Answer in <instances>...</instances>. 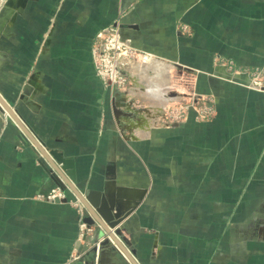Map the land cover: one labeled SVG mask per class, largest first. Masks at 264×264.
Instances as JSON below:
<instances>
[{
	"label": "crops",
	"instance_id": "0c3cea01",
	"mask_svg": "<svg viewBox=\"0 0 264 264\" xmlns=\"http://www.w3.org/2000/svg\"><path fill=\"white\" fill-rule=\"evenodd\" d=\"M116 20L153 59L112 91L90 45ZM218 57L264 65V0H0V96L73 159L84 196L135 207L117 225L121 251L99 244L98 224V245L79 240L75 193L40 197L57 185L2 104L0 264H264V92L225 80ZM204 96L212 119H167L171 101Z\"/></svg>",
	"mask_w": 264,
	"mask_h": 264
},
{
	"label": "built area",
	"instance_id": "2783aa9c",
	"mask_svg": "<svg viewBox=\"0 0 264 264\" xmlns=\"http://www.w3.org/2000/svg\"><path fill=\"white\" fill-rule=\"evenodd\" d=\"M181 28L185 31L188 27L183 25ZM90 56L96 76L101 80L104 87L112 91L122 90L128 87L129 78L126 69L129 64L132 62L146 63L153 59V55L150 52L137 49L133 46L131 39L122 35L119 20L102 27L94 34L90 45ZM232 64L233 62L230 61V70L233 68ZM237 73L249 76V87L264 89V66H256L251 71L247 72L238 70ZM196 101L197 99L189 103L171 101L164 108L167 113V119L170 120V123H179L185 118V115L190 109L194 111L197 120L213 118L215 114L214 107L205 103L200 105L199 108H196ZM0 106L1 108L3 107L1 103ZM2 115L6 120L11 118L4 108H2ZM65 193V189L55 186L40 197L48 201H54L55 199L65 198ZM73 205L79 216L78 239H87L88 243H92L94 241L92 229L84 221L86 208L78 197H75L73 200ZM98 243L99 241H96L94 244L92 243V245H98Z\"/></svg>",
	"mask_w": 264,
	"mask_h": 264
},
{
	"label": "water",
	"instance_id": "95a60500",
	"mask_svg": "<svg viewBox=\"0 0 264 264\" xmlns=\"http://www.w3.org/2000/svg\"><path fill=\"white\" fill-rule=\"evenodd\" d=\"M0 102L4 104V107L9 113L10 117L13 118L32 139V141L38 147H40V149H42V154L47 163L44 167L49 177L61 189H66L67 187L72 189L75 195L84 204L88 212V215L84 218V221L87 223V225L91 226L98 224L99 229L97 231V236L103 238L99 244H106L112 241L121 251L119 244L121 242L126 243V239L122 235L121 228L117 227V225L125 217H127L135 207L131 206L124 208L121 203L114 204L105 196H102L101 194L99 196V193H93L92 195L84 196L75 186L76 176L73 159L63 157L60 151L47 148L45 149L38 139H36L34 135L28 130L23 121L16 114L15 110H13L10 105L2 99L1 96ZM96 247H93L92 251H95Z\"/></svg>",
	"mask_w": 264,
	"mask_h": 264
},
{
	"label": "rangeland",
	"instance_id": "374dc122",
	"mask_svg": "<svg viewBox=\"0 0 264 264\" xmlns=\"http://www.w3.org/2000/svg\"><path fill=\"white\" fill-rule=\"evenodd\" d=\"M218 59V61H220L221 63L223 62V59H222V57H218V58H216L215 60H217ZM225 61H224V63H226V65H227V71H228V73L230 74V77H226L225 78V80H228L230 83H233V84H237V85H240V86H244V87H246V88H248V89H252V90H256V91H260V92H264V89H255V88H251V87H249L248 86V83H249V76H247V75H245V74H241V75H245L246 76V82H242L241 80H239L238 78H237V76H235V75H239L238 73H237V71L238 70H240V71H243V72H247V71H251L254 67H256V66H264V65H256V66H253V67H245V66H238V65H236L235 63H234V61L233 60H230V59H224ZM230 61H232L233 62V68H232V70H230L231 68H229V65H230ZM237 70V71H236ZM1 103V102H0ZM189 103V102H188ZM205 103H207V104H209V105H211V106H213L214 107V101H213V99L212 98H209V96L208 97H206V96H204V97H198L197 98V101H196V103H195V106H196V108H199V106L200 105H203V104H205ZM1 105H2V103H1ZM214 110H215V107H214ZM215 114H216V110H215ZM215 114H214V116H215ZM186 116V115H185ZM213 116V117H214ZM212 119V118H211ZM207 120H210L209 118H204V120H202V121H207ZM68 187L65 189V191H68ZM45 195V194H44ZM77 197V196H76ZM66 198H67V194L65 193V198H63V199H59V200H66ZM43 199H45V198H43ZM46 200V199H45ZM74 200V199H73ZM73 200H71V202H72V205H73ZM73 207L75 208V206L73 205ZM75 210H76V208H75ZM76 212H77V210H76ZM264 215V214H263ZM264 217V216H263Z\"/></svg>",
	"mask_w": 264,
	"mask_h": 264
},
{
	"label": "bare ground",
	"instance_id": "6f19581e",
	"mask_svg": "<svg viewBox=\"0 0 264 264\" xmlns=\"http://www.w3.org/2000/svg\"><path fill=\"white\" fill-rule=\"evenodd\" d=\"M142 64H144V63H142Z\"/></svg>",
	"mask_w": 264,
	"mask_h": 264
}]
</instances>
